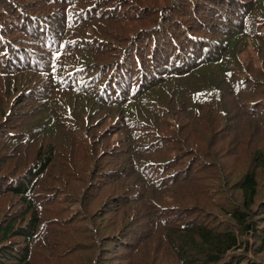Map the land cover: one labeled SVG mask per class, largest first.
I'll use <instances>...</instances> for the list:
<instances>
[{
	"label": "trees",
	"instance_id": "16d2710c",
	"mask_svg": "<svg viewBox=\"0 0 264 264\" xmlns=\"http://www.w3.org/2000/svg\"><path fill=\"white\" fill-rule=\"evenodd\" d=\"M0 264H264V0H0Z\"/></svg>",
	"mask_w": 264,
	"mask_h": 264
},
{
	"label": "rangeland",
	"instance_id": "374dc122",
	"mask_svg": "<svg viewBox=\"0 0 264 264\" xmlns=\"http://www.w3.org/2000/svg\"><path fill=\"white\" fill-rule=\"evenodd\" d=\"M110 129H108L107 131H109Z\"/></svg>",
	"mask_w": 264,
	"mask_h": 264
}]
</instances>
